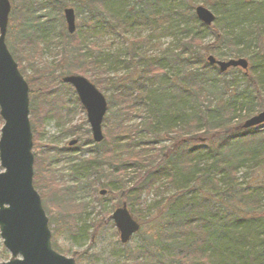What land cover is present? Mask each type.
<instances>
[{
	"label": "trees",
	"instance_id": "trees-1",
	"mask_svg": "<svg viewBox=\"0 0 264 264\" xmlns=\"http://www.w3.org/2000/svg\"><path fill=\"white\" fill-rule=\"evenodd\" d=\"M202 1L220 22L212 28L196 18L194 0H24L12 9L7 44L30 86L34 140L51 121L64 137L79 134V126L69 127L74 115L69 107L76 113L81 106L76 94L66 103L58 91L64 76L90 73L100 89V79L109 75L108 88L101 86L112 95L105 141L94 146L100 151L71 158L79 162L70 172L77 183L71 187L61 185L54 170L59 158L48 147L36 159L34 186L50 219L52 208H60L57 202L68 200L58 221L76 224L75 234L68 228L72 235L84 232L77 223L91 207L85 198L110 188L103 181L111 175L120 177L119 203L157 189L149 212L159 214L148 220L151 234L131 251L130 264H264V176H256L264 174V130L240 129L264 110V0ZM68 7L76 11L74 35L63 17L62 24L49 15L35 17L48 9L63 14ZM138 28L159 31L173 43L162 49L150 34L129 47L127 35ZM98 30L121 33L125 54L97 50L90 39ZM208 34L213 40L206 43ZM222 48L229 58L250 63L240 85L239 78H226L231 71L220 76L207 63ZM40 171L47 188L40 185ZM166 184L163 196L159 190ZM52 231L54 249L61 253L59 230Z\"/></svg>",
	"mask_w": 264,
	"mask_h": 264
},
{
	"label": "water",
	"instance_id": "water-1",
	"mask_svg": "<svg viewBox=\"0 0 264 264\" xmlns=\"http://www.w3.org/2000/svg\"><path fill=\"white\" fill-rule=\"evenodd\" d=\"M12 5L10 0H0V236L11 258L0 264H76L53 248L49 218L42 200L34 188V142L30 121V87L19 70V65L8 49L6 37ZM197 19L211 27L216 16L204 6L195 9ZM68 32L76 31V14L73 9L64 12ZM221 73L230 68L248 69L245 59L217 61ZM62 82L72 86L86 110L93 140H104L103 122L108 111L107 100L86 77L69 75ZM264 126V111L246 121L243 129ZM75 144L72 143V145ZM105 194V192H102ZM123 244H127L140 230L127 206L112 216Z\"/></svg>",
	"mask_w": 264,
	"mask_h": 264
},
{
	"label": "rangeland",
	"instance_id": "rangeland-1",
	"mask_svg": "<svg viewBox=\"0 0 264 264\" xmlns=\"http://www.w3.org/2000/svg\"><path fill=\"white\" fill-rule=\"evenodd\" d=\"M194 1H195L193 4L194 9L195 7L199 5H203L202 0H194ZM10 2L12 3V7H18L24 3V0H10ZM213 13L216 14L215 12ZM47 15H49L50 18L52 19H56L58 21L61 20V24L63 23V20L61 19L63 17V14L59 13L58 11L53 12L51 9L46 10L45 13L38 12L35 17L38 18L39 16V17L46 19ZM45 19L43 21H45ZM218 23L220 22H218L217 20L215 25ZM150 34H153V36L155 34V36L160 39L162 49L171 46L173 43L172 37L170 36L164 37L162 33L159 31L157 33H153L152 29L138 28L136 30H133L131 33L127 35L126 39L129 40V43H130V44L129 43L127 44H129V47H130L133 40L141 39V38L143 39L145 37H148ZM119 36H122L121 33H117V34L106 33L104 31L101 32L100 30H98L95 37L91 38L90 41L95 43L97 50L99 51L101 50L105 52V54L107 55H114V54L117 55L121 52V50H122V55H123L125 54V50H123L119 45V39L121 40ZM210 40H213V35L212 34L205 35V42L206 43L210 42ZM151 53H156V52L151 51ZM229 54H230L229 50L222 48L221 50H219L218 55L216 54L213 56L220 61H227L231 59L228 57ZM123 71H126V69H123ZM230 71L231 72H229L226 75V78L229 81H234L236 79L238 80L239 78L240 83H237V84L240 85L241 78H242L241 76L244 75L245 73L242 70H238V69H232ZM249 72H250V66L246 70V73H249ZM128 73H123V74L127 75ZM30 74L31 72L28 71V75ZM89 74L90 73L86 75H82V76L86 77L94 85H96L91 80ZM111 74L115 75V73H110V77L113 78L114 76ZM116 75H119V73ZM219 75L222 76L220 72H219ZM108 76L109 75L106 74L105 76L106 78L100 79L101 86L104 88L105 87L108 88V83H107ZM243 80L244 79H242V86H244ZM101 86H100V90L104 93L106 98L109 99L110 96L112 95L111 91L109 89L106 90L102 88ZM58 91L59 93L62 94L61 99L64 102L68 103L67 102L68 100H74L73 98L75 97L74 96L75 94L71 87L62 86L61 88L58 89ZM69 108L72 110L71 112L74 114L75 113L74 111L76 110L75 106L72 105ZM61 113L64 116H66L67 110L63 109ZM107 116H109L108 113L105 118H107ZM71 118L72 119H71V122H69L70 123L69 127L79 126L80 127V130L78 131L79 134L74 135V136L67 135V137H64L63 135H61V132H60L61 130L58 127L57 122L51 121L48 124H44V129H41V132L40 133L38 132V134L36 135L34 142L36 141L37 148H35L33 152H34L35 158H38L39 156L41 159L43 157V153L47 152L48 147L53 148L52 150L53 154L58 155L61 158L54 166V170L59 172L60 179H63V181L65 182L63 184L61 183V185L68 186V184L70 183L69 186L72 187L73 185L76 186L77 183L72 182L70 172L72 170V166L78 165L79 162L76 160L72 162L71 158L72 157L78 158L79 156H81L79 153L80 149L83 148V149L90 150V149H93V145H88L89 144L88 139H91V134L89 135L87 130L89 131L90 127L86 120V115L84 111L81 110L80 106H79L78 112H76ZM2 126H3V122L0 123V129ZM62 140L63 142H61L60 144H57V145L55 144V142L62 141ZM75 140L79 142L78 145L75 146L76 152H74L73 154H70V152L63 153L60 150L61 148H67L69 146V143ZM204 142H205L204 144L207 143L206 141ZM192 145H194L193 142H192ZM80 146L82 148H80ZM54 148H57V150L55 151ZM98 151H100V149ZM101 152L104 153V150ZM89 156L90 154H88V157ZM83 158H86V157H83ZM70 162H72V164H70ZM2 171L3 170L0 166V172ZM244 172L245 170L239 173V176L242 179L244 177ZM258 174L260 176V179L263 180V176H264L263 172L256 173L257 177H259ZM42 175L43 173L40 171V179H39L40 185L41 183L44 184L46 180V178L43 177ZM252 175L254 176L255 174L252 173ZM117 178H120V177L118 176L113 177L111 175L109 178H106V180L103 181L109 184V187L112 188L110 189L106 187V190L109 192L108 196L101 197L99 195L98 192L102 189L100 187L98 188L97 190L98 192L96 193L94 199L91 197L89 200L87 197L86 198L84 197L86 203L89 202V204H91V207L88 208L87 210L88 213L81 215L82 216L81 221H80L81 223H77L79 229L81 227L84 228V232L81 235H72V233L75 234L73 230H76V224L68 227L67 225L65 226V224L60 223L58 221V217L63 216V212L60 211V208H63V206L68 205L67 203L68 200L64 201V203L57 202L58 203L57 205L60 208H52L53 212L51 213L52 218L50 220L53 223V225L51 224L52 225L51 229L59 230V236L57 240L58 248L62 251L61 253L63 255L67 256L68 258L76 259L77 264H130L131 262L134 261L131 257V251L135 250L142 243L143 240L148 238L147 235L151 234L149 233L148 222L153 221L154 217L159 214L158 212H155L154 210L153 212L152 211L149 212V210L153 206L152 205L153 202L157 199L156 191L153 192L154 190H157V189H153L150 192L141 191L142 193L140 196L136 197V195H134L135 199H132L134 201L129 202L130 199H128L127 201L125 199V200H122V203H119L118 201L119 199H121L122 195H121V192H119L121 190L118 189L119 181ZM162 182H164V180ZM167 184L164 185V187L159 190V193L162 194L163 196H167L169 192V185ZM44 185L47 188L48 183ZM44 192L46 191L44 190ZM56 199L59 200L58 197ZM122 204H127L128 209L130 210L134 218L141 224V228H142L140 233L137 234L135 237H133L131 242L127 245H122L120 243V238H119L117 229L115 228L113 221L109 220L111 215L114 213L115 209L121 206ZM68 218L71 221H73L70 215ZM70 227L72 228V233L68 231V228L70 229ZM132 256H135V255H132ZM10 258H11V254L4 247L3 240L0 236V263L7 262L10 260Z\"/></svg>",
	"mask_w": 264,
	"mask_h": 264
},
{
	"label": "flooded vegetation",
	"instance_id": "flooded-vegetation-1",
	"mask_svg": "<svg viewBox=\"0 0 264 264\" xmlns=\"http://www.w3.org/2000/svg\"><path fill=\"white\" fill-rule=\"evenodd\" d=\"M84 111V113H85V115H86V120H87V114H86V111L85 110H83ZM80 130V128H78V131ZM89 133L91 134V139H89V141H88V145H101V143H99V144H97V143H93V141H92V133H91V129L89 128ZM35 143V142H34ZM72 143V141L69 143V146L67 147L69 150H73V149H76L75 148V146H77L78 145V143L76 144V142H75V144H71ZM74 143V142H73ZM103 143V142H102ZM70 145H72V146H70ZM35 146V145H34ZM86 146V145H85ZM93 146V149H90V150H94V149H96V150H99V149H97L96 147H94ZM35 148H37V145H36V147ZM62 150H65L66 148H61ZM87 151H89L88 149H80L79 150V153H80V155H82V157H88V154H89V152H87ZM83 152H86V153H83ZM53 153V152H52ZM64 153H67V152H64ZM52 156H56L57 158H59V159H61L60 158V156H58V155H52ZM37 159V158H36ZM58 159V160H59ZM99 194H100V191H99ZM108 194H109V192L108 191H106V193L104 194V196H108ZM110 196V195H109Z\"/></svg>",
	"mask_w": 264,
	"mask_h": 264
}]
</instances>
